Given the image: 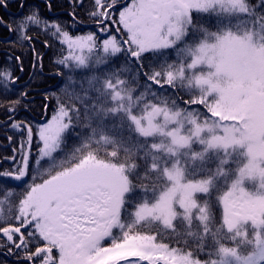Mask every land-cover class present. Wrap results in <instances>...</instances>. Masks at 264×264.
Listing matches in <instances>:
<instances>
[{"label":"snow or ice","instance_id":"1","mask_svg":"<svg viewBox=\"0 0 264 264\" xmlns=\"http://www.w3.org/2000/svg\"><path fill=\"white\" fill-rule=\"evenodd\" d=\"M118 2L92 0L88 15L101 32L122 26L120 39L100 43L34 5L15 27L0 17L17 42L35 51V27L66 52L57 64L91 73L80 93L65 90L69 102L47 123L11 124L26 135L19 165L0 178L23 182L31 161L32 183L0 185V247L26 264H264V0H131L115 19ZM180 42L179 63H168L166 50ZM121 57L120 67L108 65ZM17 79L0 71L5 88ZM165 85L207 114L181 108ZM69 135L78 140L71 150ZM190 242L210 258L185 251Z\"/></svg>","mask_w":264,"mask_h":264},{"label":"trees","instance_id":"2","mask_svg":"<svg viewBox=\"0 0 264 264\" xmlns=\"http://www.w3.org/2000/svg\"><path fill=\"white\" fill-rule=\"evenodd\" d=\"M131 0H119L116 5V13L114 18L118 19V13L122 5L130 3ZM255 3V0H252ZM52 8L48 10L47 0H25V8L19 7L20 0H10L7 8H0V17H3L6 23L15 27L14 21L19 20L22 16L29 14V5H34L39 8L40 15L46 17L49 21H55L62 25L64 30H67L71 35H85L87 33H95L97 42L100 43L104 39L109 38V35L120 34L115 31L119 25L109 24L110 32H101L100 26L89 17L88 13L92 9V0H83V6H79L80 0H51ZM74 3L76 6H74ZM111 11V10H110ZM75 13V15H73ZM107 23V22H106ZM215 30V29H213ZM34 37L32 44L35 45V51L29 46L27 42H17V36L14 32L9 31L4 25H0V71H11L13 78L18 77L13 84H9L7 88L0 82V172L12 171L18 165L21 159L20 147L21 141L25 138V133L22 130L13 129L11 124L17 121H23L25 124L40 125L51 120L52 116L57 111L58 103H68L66 91L68 93L73 90L80 93L81 88H87L85 77L91 75L88 70L77 69L74 73L69 71L62 65L56 63L61 54L66 52L62 48L59 41L45 32L39 31L32 27L28 32ZM126 39L127 37H122ZM186 41L191 43L190 38ZM184 43V42H183ZM184 46V44H181ZM176 49L166 50L167 62L178 63L176 56ZM39 56V60H37ZM19 57V61H17ZM20 63H22L23 70H20ZM124 58L121 57L119 61L109 60L108 65L111 67H120L124 64ZM106 66L101 65L104 69ZM159 70V68H157ZM73 76L75 83H69L67 77ZM122 79H129L127 76H121ZM143 78H140V84H143ZM158 87V86H157ZM143 89H138L142 91ZM154 90L156 88L154 87ZM27 93V96H23ZM171 99L181 97L182 100L176 99L177 104L186 107H195L197 105H186L183 101H187L192 97L186 94L185 90L176 88L171 89L170 86L165 85L162 93ZM92 95V93H89ZM17 101H19L17 103ZM80 107L79 104L76 105ZM14 108V112L9 110ZM79 130V129H78ZM35 132V128H34ZM11 137V139H9ZM69 150L72 146L78 145V140L69 135L68 137ZM111 151V149H109ZM36 153V137L32 145V158L35 159ZM15 156V160L12 158ZM44 163V162H42ZM30 175L25 177L23 182H7L5 183L0 178V185L7 189L16 191H23L27 184L32 183V167L30 161ZM39 182V181H37ZM19 185V187H17ZM5 192L0 188V198H3ZM116 231V230H115ZM27 235V233H25ZM157 242L169 244L170 247L184 248L183 243L168 238L161 240L157 236ZM6 241L0 236V244ZM191 243V242H190ZM231 246V245H229ZM185 251H193V255L201 261L208 260L210 257L206 249L204 252L197 254L195 252V244L191 243L189 248ZM14 255L8 254L7 247H0V264H26L23 261V253L12 249ZM213 258V257H211Z\"/></svg>","mask_w":264,"mask_h":264},{"label":"rangeland","instance_id":"3","mask_svg":"<svg viewBox=\"0 0 264 264\" xmlns=\"http://www.w3.org/2000/svg\"><path fill=\"white\" fill-rule=\"evenodd\" d=\"M180 43H181V42H180ZM180 43H178V44H180ZM179 48H183V47H178V49H179ZM176 56H177V54H176ZM189 110H190V109H189ZM197 110H198L199 112H201V113L207 114L205 108L199 107ZM114 234H118V233L114 230ZM109 245H110V240H106V241L104 242V246L107 247V246H109ZM214 258H215V257H213V259H214Z\"/></svg>","mask_w":264,"mask_h":264}]
</instances>
